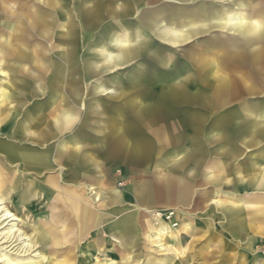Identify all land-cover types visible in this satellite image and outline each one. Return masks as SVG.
Segmentation results:
<instances>
[{
	"label": "rangeland",
	"instance_id": "1",
	"mask_svg": "<svg viewBox=\"0 0 264 264\" xmlns=\"http://www.w3.org/2000/svg\"><path fill=\"white\" fill-rule=\"evenodd\" d=\"M23 2L28 6L18 9L15 2H6V12L20 13L21 26L27 30L38 27L27 35V46L20 47L35 58L34 63L10 59L16 48L11 26L18 24V18H0L4 29L0 37L12 44L10 49L0 44V60L5 62L0 68V111L16 115L6 126L9 134L21 123L32 138L51 132L45 142L27 141L22 148L36 152L37 163L56 157L60 164L82 163L100 173V189L107 196L119 191L126 197L113 206L115 210L128 206L140 221L147 214L157 224L151 217L155 214L165 223L166 228L151 234L152 250L146 240L149 230L143 228L129 264H264V220H256L264 215L253 211L264 189L252 190L253 183L241 182L242 178L252 180L264 162V140H250L247 120L264 111V69H253L259 46L252 45V37H264V19L252 16L264 0ZM129 4L133 7L127 13ZM95 10L100 17L87 20L88 12ZM191 12L199 16L196 23L180 26L185 13ZM41 25L48 28L46 35ZM65 32L70 33L72 46L67 45ZM129 41L133 43L123 45ZM97 42L114 53L119 46L125 47L130 55L97 70L95 64L102 60ZM65 46L74 52L72 69H66L62 61ZM231 54L238 60L231 61ZM231 64L235 69H229ZM174 71L177 78L169 79ZM235 81H242L245 90L231 92ZM178 87L182 95L171 97ZM224 116L222 131L231 139L217 145L215 126ZM175 157L180 165L171 164ZM27 161L6 166L3 172L12 186L24 175L33 178ZM196 165L195 176L189 178ZM166 175L185 181L181 201L176 196L183 187L180 183L173 184L171 192L159 183ZM241 201L249 204L246 227L231 221L232 209ZM102 203L107 207L110 202L102 197L96 204ZM6 204L22 220L20 226L28 235L42 222H50L49 211L40 208L45 201L23 208L17 200H6ZM85 247L86 238L76 247L82 262ZM37 251H44V246ZM45 252L50 255L49 249ZM96 259L100 264L113 263L103 256Z\"/></svg>",
	"mask_w": 264,
	"mask_h": 264
},
{
	"label": "crops",
	"instance_id": "2",
	"mask_svg": "<svg viewBox=\"0 0 264 264\" xmlns=\"http://www.w3.org/2000/svg\"><path fill=\"white\" fill-rule=\"evenodd\" d=\"M65 118L66 121L69 119L67 115ZM12 120L15 121L16 118L13 117ZM59 120V117L55 119V126L58 130L59 124H61ZM6 126L3 130L7 133L8 128ZM16 131L19 138L14 143L21 148L22 143L27 141L42 143L52 135L51 132H45L37 135L36 138H32L26 133L24 123L19 124ZM2 140L5 139L3 138ZM3 157L6 156L4 155ZM19 161L22 162V159ZM25 161L26 159L24 158L23 162L25 163ZM58 161L57 157L42 163H37L36 159H34L32 161L34 165L30 164L33 169L29 168L33 178L27 179L24 175V177L18 178L15 185L12 186L3 171L8 164H13L17 161L11 162L7 158H4V160L0 158V201L6 203V200H8L13 203V201L16 202L17 200L22 208L27 206L35 207L45 201L44 206H40V208L49 211L50 223L56 229L57 240L60 242L58 246L54 245V242L50 244L51 248L49 250L50 255L55 260L54 264H60L64 261H68L71 264H90V261H79L80 259L77 256V243L85 238L87 239V247L84 248L85 252L83 251L85 258L91 256L93 260H98L96 259L97 256H103L111 259L113 261L112 264H129L133 260L132 254L140 241L143 228L149 230L150 236L146 235L148 242V245H146L149 246L148 249L152 250L154 245L153 234L161 228L162 224H164L162 229L166 228L163 221H158L155 214L151 215V217L157 221V224L154 221L152 224L147 214H143L140 221L137 213L128 206L120 211L115 210L113 206L123 203L126 197L119 191H114L107 196L100 189L99 172L89 170L87 167L84 168L81 165L82 163L69 165L60 164ZM26 165H24V168H26ZM68 171L72 172V176ZM48 174L49 176H47ZM42 176H44L43 179ZM70 178L73 181L72 186ZM182 180V178L175 175H166L158 179L159 183L166 187L169 192H171L170 187L177 182L180 183V186H183L182 184L185 181L183 182ZM87 184H90V187ZM14 186L17 187V191H15ZM89 188L95 189L100 201L103 197L105 203L107 200L110 202L107 207L104 203L96 204L100 201H95L94 196L89 192ZM184 188L183 186L177 189V200L181 201L185 198L186 188ZM83 189H85L84 193ZM8 192H10L11 197H7ZM21 196L26 199L25 206L20 203ZM110 206L112 210L108 209ZM79 209L84 211L85 218L81 219L78 217ZM64 245L65 248L63 249ZM117 259H120V262Z\"/></svg>",
	"mask_w": 264,
	"mask_h": 264
},
{
	"label": "bare ground",
	"instance_id": "3",
	"mask_svg": "<svg viewBox=\"0 0 264 264\" xmlns=\"http://www.w3.org/2000/svg\"><path fill=\"white\" fill-rule=\"evenodd\" d=\"M10 1H13L17 4L18 7L16 9H18L19 6L21 8V5L24 7L28 6V2H23V0H0V18L4 16L5 19H9L10 21L12 20V18L14 16L16 18H18L17 19L18 24L11 26V29L15 33L11 37H12V41L15 42L16 48H14L12 50V52L10 53V59L13 58L16 60V59L20 58L21 60H24V61L26 60L29 63H34L35 58L31 57V56H26L23 52H21L20 47L23 45L27 46V44L30 42L27 35H29V33L33 31L32 28H35L37 26L33 25L31 30H27L26 28H24V26H21L22 23L19 21L21 19L20 13H16L17 15L16 14L14 15L15 12H12V13L6 12V11H8V8L6 7V2L8 3ZM132 7H133V5L129 4V6L125 8V11L127 13H130V11L132 10ZM87 15H88L87 20L92 21V22L97 20L100 17L99 13H96V10L94 12L89 11ZM263 15H264V6L257 5V7L255 9H253L252 16L255 19L260 20V19H264ZM183 17H184V19L181 18L183 20L181 21V25H180L183 27L190 26V25L196 23L197 19H199L198 18L199 16L195 15V12H191V14L185 13V15ZM44 26L45 27H43V25H41V27H42L41 30L43 32V35H46L48 33V31H47L48 28L46 27V25H44ZM263 30H264V21H263ZM3 32H4L3 27H0V34L1 35L4 34ZM64 34H65L64 37L67 38V45L72 46L73 40H72L70 33L65 32ZM26 37H27V39H25ZM252 39H253V42L251 41L252 45L256 44L257 46H259L257 49V52L255 53L256 58L253 61L254 62L253 63V69H255V71H257V70H260V68L264 69V60H263V57H264V37L260 38L258 36H254V37H252ZM131 43H133V41L125 42V43H123V45L127 46V45H130ZM0 44L3 45V47L6 49H10L12 47L11 42L9 40L3 39L2 37H0ZM119 44H121V43H119ZM96 45H97V48L99 47L98 52L100 53V56L102 59L101 62H97L95 64V69H97V70L101 69L102 67L107 68L108 66L114 64L115 62L121 61L130 55L129 49H126L125 47H124V49H122L121 46H119V45L118 46H119L120 51H118V53H114L113 51L109 50L101 42H97ZM221 45L222 44L220 43L219 46H221ZM147 46H145V47H147ZM62 53H63L62 61H63L64 65L66 66V69H72L73 68L74 52L72 50H70L68 48V46L67 47L65 46V47H63ZM229 58L231 61H237L238 60L237 56L235 54L229 55ZM4 63L5 62H3L1 59L0 60V68L1 69H4V67H5ZM235 67H236L235 65H232V64L229 65V69L230 68L235 69ZM92 69H93V67H92ZM214 72H216V69H214ZM249 72H251V69L247 73H249ZM2 73H5V71H2ZM243 74H244V77H247V74L245 71H243ZM251 74H252V72L250 73V75ZM168 77H169V79H173V80L176 79L177 78V72L174 71ZM239 82L240 81H235L234 84H236V85L230 86V90L234 94H236L240 90V88H243L245 90V87L243 85L240 86V83L242 81L240 83ZM4 84H5V82H4ZM70 89H72L71 86H70ZM7 91H8V89H7ZM222 92L223 91L220 88V90L218 91V94L221 95ZM233 93H231V94H233ZM3 95L6 96L7 95L6 92H4ZM170 95L173 98H175L174 96L178 97L179 95H182V87H178L176 90L172 91V93ZM15 106H16V104H15ZM13 117L16 118V115L7 116L5 113H1V111H0V122H1L0 123V158H2V160H4V158H7L11 162H16V161H19L21 159L23 161V159L26 158V159H29V161H27L28 162L27 166L29 168L33 169V167H31L30 164L32 166L34 165L32 163V160L37 158V153L28 151L24 148H21L20 146H18V144L14 143V141H17L19 138L17 135V131L15 133L9 134V130H8L7 133L6 132L4 133L3 128H5V126H6L5 124H7V126H9L11 124L10 121H11V119H13ZM225 119H226V116L221 117V119L216 123V126H215V131L217 133L213 137V141L217 145H221L225 141H228L229 139H231V138H229V134L225 133L226 131H224V132L222 131V126L225 123ZM239 119H241V118H239ZM247 120L250 123V126L248 127L249 133H251L250 140H256L259 138L261 140H264V111L261 113L255 114L254 117L253 116L249 117ZM1 138L2 139L4 138L5 140H2ZM138 146L140 147L141 145H138ZM142 147H144V144L142 145ZM4 155L6 157H3ZM179 161L180 160L177 157H175L172 160L171 164L173 166L180 165ZM196 172H197V165L192 167V169L188 173V177L193 178L195 176ZM241 182H242V184L247 185V186H251V184L253 183V185L251 186L252 190H255V189L259 190L261 188L264 189V162H263V166H261L258 173L254 174V176L252 177V180L251 179L247 180L246 178H242ZM14 189H15V191H17L16 186H14ZM90 190H91V195H93L94 199H96L95 201H97V202L100 201V197L96 193L95 189H90ZM23 197L21 196V202L20 203L22 206H25L24 203H25L26 199ZM32 197H33V195H32ZM14 198H15V196H14ZM256 201L258 202L259 206L256 205L257 208H255L253 211H256L255 212L256 215L262 216V215H264V197H262L261 199L257 198ZM213 203H217V202L214 201ZM217 204H220V203H217ZM247 207H249V204H247L246 202H243V201H241L240 203H238L237 205H235L233 207L232 214H231L232 224H236L239 226H243L245 224L244 227H246V222L249 221L248 217L246 216V213H245ZM12 211L8 208L6 203H3L2 201H0V264H54V262H55L54 258L51 255H47L45 252L46 250L51 248V245H50L51 242H54V245H57V246L60 244V242L57 240V232H56V229L53 227V225L50 222H42L40 227L36 229V231L33 235H28L27 233H25L23 228L20 226V224L22 223V220ZM78 217L81 219L85 218V214H84L83 210L79 209ZM256 220L260 221V220H264V218L262 217V219H261V217H257ZM161 227H164V224H162ZM40 245L44 246V251H37V249L40 247ZM162 250H164V248H162ZM33 253H35V254H33ZM86 261L87 262L92 261V263H94V264H100V262L98 260H93V258L91 256L86 257L85 262ZM60 264H71V263H69L68 261H64V262H61Z\"/></svg>",
	"mask_w": 264,
	"mask_h": 264
}]
</instances>
